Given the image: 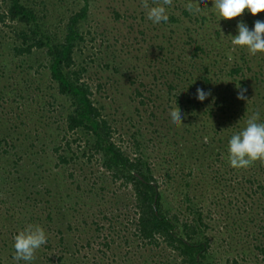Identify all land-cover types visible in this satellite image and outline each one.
Listing matches in <instances>:
<instances>
[{
	"label": "rangeland",
	"instance_id": "374dc122",
	"mask_svg": "<svg viewBox=\"0 0 264 264\" xmlns=\"http://www.w3.org/2000/svg\"><path fill=\"white\" fill-rule=\"evenodd\" d=\"M27 3L53 34L63 30L69 17L84 5L83 0ZM185 3L173 0L168 15H180L182 23L167 26L168 21L154 24L147 19L141 0H91L84 25L86 41L77 52L76 69H85L81 82L91 88L94 102L103 108L117 145L132 158L143 157L152 168L163 194L164 213L180 215L184 220L191 216L195 200L193 207L201 210L207 225L202 230L210 241L213 264H264V163L256 161L248 168L235 169L228 157L218 156L219 145L228 147L231 136L246 127L254 112L261 110L259 122H264V53L251 56L245 48L232 51L231 45V36L238 34V22L243 21L251 30L256 20L264 21V12L253 16L245 10L241 17L224 20L212 8V0H204L202 13H190V25L185 21L188 17L183 16ZM4 8L0 0V13ZM17 30L16 23L0 22V81L8 94L7 101L0 103V120L7 122L0 124V139L7 135L0 156L4 150L9 151L6 144L14 142L17 147L0 159V177L11 175L9 187L14 188L12 193L8 186H0V264H28L13 259L14 236L37 222L49 240L30 264H166L172 257L163 243L146 246L134 233L137 217L130 187L120 186L121 181L113 183L95 159L90 164L80 160L63 168L55 166L53 147L69 140L73 152L79 153L83 143L76 134L65 135L72 105L57 93L47 68L42 67L47 60L45 52L13 58L5 50V45L18 44L14 34ZM197 46L202 50L196 54ZM216 60L227 75L225 83L212 71L219 68L209 67ZM236 66L241 72L229 75L228 70ZM205 67L209 71L204 72ZM182 69L187 70L186 76L175 80ZM23 70L28 72L25 77ZM208 76L212 83L203 88L212 89V96L207 104L194 95L191 104L186 95L180 99L178 93V101L175 95H168L169 83L177 82L184 94H190ZM239 86L247 89L249 103H245L250 106L243 112L237 103L219 109L213 92L230 98L238 95ZM254 101L259 107L252 106ZM174 107L180 108L185 124L173 127L167 135L166 120L173 124L170 111ZM188 123L190 130L186 131ZM187 141H196L201 151L217 146L212 158L191 175L183 167L180 171L171 165L172 151L182 149ZM166 174L173 178L171 183ZM185 182L190 184L189 189ZM52 183L57 191L63 190L59 194L64 204L58 201L59 196L52 205L45 204L49 198L42 196L46 188L52 189ZM29 195H37L39 206L22 209L26 202L32 205ZM48 212L53 222L46 219Z\"/></svg>",
	"mask_w": 264,
	"mask_h": 264
},
{
	"label": "trees",
	"instance_id": "16d2710c",
	"mask_svg": "<svg viewBox=\"0 0 264 264\" xmlns=\"http://www.w3.org/2000/svg\"><path fill=\"white\" fill-rule=\"evenodd\" d=\"M83 1V7L69 17L64 29L53 34L46 29L45 24H43L35 9L28 5L27 0H2L5 8L0 13V22H13L16 23L18 27V30L14 33L15 40L18 41V44H12V46L5 45V50L8 49L13 58H26L32 56L35 51H44L47 60L42 67L47 68L51 83L55 86L57 93L71 101L72 110L66 117L64 132L65 135L66 133L72 135L76 134L83 143V146H81L83 150L79 153L73 152L71 146L72 142L69 140H66L65 144L56 145L52 148L56 161L55 166L57 168L60 166L63 168L72 163H78L80 160H84L85 163L90 164L92 163L91 161L95 159L99 163L100 168L109 173L113 183L121 181L120 186L131 188L132 197L134 199V212L137 217L135 220L134 233L140 243L153 247H158L163 243L166 250L170 251L172 257L170 260L169 258L167 259L166 264H213L211 260L213 254L210 250V241L204 236L203 233L205 232L202 230V228H207V225H205L201 210L197 211L196 208H194L196 207L195 200L194 203L192 202L194 207L192 206L190 209L191 216L184 217V220L179 218L180 215H171L168 212L164 213L162 209L163 194L160 191L159 182L157 178H155L152 168H150L143 157L132 158L117 145L113 139L114 129L108 119L104 116L103 108L94 102L91 88L86 83L81 82V76L82 73L85 72V69H76V55L86 41L84 37V25L89 19L91 0ZM183 14L181 13V15L191 19L188 11L184 10ZM116 16L120 17L118 12H116ZM188 19L185 21L191 25V21ZM172 23L181 24L182 21H180V15L171 14L167 26H170ZM213 47H215V44ZM199 50H202V48L197 46L195 48L196 54ZM225 55L226 53L223 54V61L225 60ZM219 63L220 61L216 60L214 65L209 67L219 68ZM183 65L188 64L183 61ZM17 67H20V65H17ZM4 68H6L5 63ZM225 68H229L227 63H225ZM114 71L118 72V69L114 68ZM207 71H209L208 67H205L204 72ZM212 71L215 73L216 77L219 76L220 81L223 80L225 83L227 75L223 74V69L219 68ZM0 72H3L1 63ZM240 72L241 68L239 66L231 67V70H228V73L229 75L231 74V76L238 75ZM186 74L187 70L182 69L180 75L177 76L175 80L181 79L186 76ZM22 75L25 77L28 75V72L25 73L24 71L22 72ZM204 80L205 82L198 88H202L206 92L209 90L212 91V89L206 90L203 88L212 83L210 76L204 78ZM3 86L2 81H0V103L7 101L6 98H8V94L5 92ZM244 86L246 87L245 84ZM226 88L230 89V86H226ZM196 89L197 88H193V92L190 94H184L181 85L177 82L169 83L168 95H175L177 101L179 98L178 93L181 95L180 99L184 98V95H186V100L191 104V95L196 96ZM213 93L216 96L215 104L219 109L223 110L225 106L230 104L232 106L237 103L242 107V109H240L243 112L248 106H250H246L247 104L245 103V100L237 99L236 93L230 98L223 93L219 94L217 91ZM207 99L204 100L203 103L207 104ZM158 100H160V97ZM247 103L249 102L247 101ZM252 106L259 107L255 101L252 102ZM175 108L176 107H174V109ZM185 108L187 109L186 105ZM233 108L238 110V107H232L231 109ZM261 112L262 111L260 110L259 113ZM6 123L0 120L1 125ZM166 123V129L164 131L167 135H170L173 131V127L177 126L169 124L168 119L166 120ZM185 126L187 127L185 128L186 131H189L190 124L188 123ZM4 135L5 136L0 139V146L2 145V142L7 143V135ZM183 143L184 146L182 149L177 148L176 151H172L171 154L173 157L171 159L174 163L171 162V165L172 167L179 168L180 171L181 167H183L188 170L189 175L196 173V170H199L205 161L212 158L217 147L214 145L213 147H208L212 148L210 151L207 150V147L205 150L201 151L198 149L196 141H187ZM6 147L9 148V151H1L3 153L2 156H0L1 160L5 157L4 154L7 155V157L9 156L11 148L17 149L14 142H12L11 145L6 144ZM139 148L140 145L136 148L137 153ZM219 150V158L221 157V154H224L226 157L229 156L226 144H220ZM198 153L201 154L198 155ZM195 165H197V169H195ZM166 175L171 183L173 178L168 174ZM202 175L207 179V173L204 172ZM70 177L72 178V174H70ZM9 178H11V175L1 176L0 186L5 185L9 187ZM25 182L28 183V181ZM13 183L16 187L17 184H15L14 181ZM185 185L188 189L190 188L189 183L185 182ZM51 186L52 189L46 188L42 196L43 199L46 197L49 198L45 201V204L50 203L52 205L56 196H59L58 201L64 204L65 201H62V195L59 194L62 193L63 190L61 189V192L59 190L57 191V187L54 186L53 183ZM19 187L22 189V185ZM8 190L14 193L13 187H9ZM105 190L106 188L103 187L102 191ZM90 192L94 193L93 191ZM94 194L96 195V193ZM37 195L40 196V193ZM37 195H29L28 197L32 201V205L30 202H26L22 209L34 208L36 205L39 206L38 203H40V201ZM94 200L96 201V199ZM186 201H188L187 196ZM9 204L12 205L13 202H9ZM56 206L57 204L55 207ZM46 219L49 220V222L54 221V217L50 212L46 214ZM30 220H32V218H30ZM29 223L32 222L29 221ZM24 227L25 226H23V228ZM58 232L61 233L60 230H58ZM201 236H204V238L200 239ZM61 240L63 242V239ZM58 260H61V258H58ZM26 263L30 264L29 262Z\"/></svg>",
	"mask_w": 264,
	"mask_h": 264
},
{
	"label": "clouds",
	"instance_id": "9594fccd",
	"mask_svg": "<svg viewBox=\"0 0 264 264\" xmlns=\"http://www.w3.org/2000/svg\"><path fill=\"white\" fill-rule=\"evenodd\" d=\"M204 0H186L185 9L192 15L202 13L206 7H201ZM173 0H141V6L147 12V19L154 24L167 22L169 20L168 7L172 6ZM212 8L224 20H232L241 17L247 10L253 16L264 12V0H212ZM238 34L231 36L232 51L237 47L245 48L249 55L256 56L264 53V21L256 20L253 29L240 21L237 24ZM231 53L228 54L229 61L232 60ZM237 99L245 100L246 88L237 87ZM211 91L202 88L196 89V98L203 102ZM180 108L170 111L171 122L177 127L183 125ZM208 141V137H204ZM228 159L230 166L235 169L248 168L256 161L264 163V122H259V112H254L246 121V127L231 136L228 142ZM47 235L43 227L38 224H28L23 230L14 236V256L15 261L31 262L36 256V252L47 243Z\"/></svg>",
	"mask_w": 264,
	"mask_h": 264
}]
</instances>
